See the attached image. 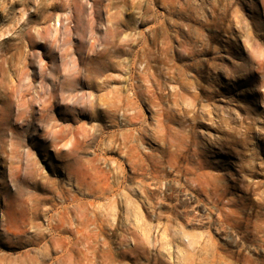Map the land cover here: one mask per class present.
<instances>
[{
  "label": "clouds",
  "instance_id": "1",
  "mask_svg": "<svg viewBox=\"0 0 264 264\" xmlns=\"http://www.w3.org/2000/svg\"><path fill=\"white\" fill-rule=\"evenodd\" d=\"M0 264H264V0H0Z\"/></svg>",
  "mask_w": 264,
  "mask_h": 264
}]
</instances>
